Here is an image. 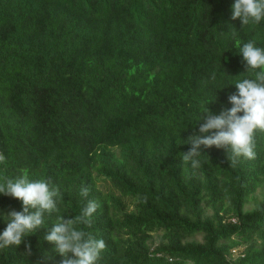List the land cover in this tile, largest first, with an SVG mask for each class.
I'll use <instances>...</instances> for the list:
<instances>
[{
	"label": "trees",
	"instance_id": "trees-1",
	"mask_svg": "<svg viewBox=\"0 0 264 264\" xmlns=\"http://www.w3.org/2000/svg\"><path fill=\"white\" fill-rule=\"evenodd\" d=\"M233 3L0 0V177L62 194L25 237L33 254L0 249V264H59L42 237L90 200L98 264H264V132L235 167L215 146L199 168L181 159L206 107L230 109L235 83L254 78L239 48H264V21L241 27ZM12 210L22 202L0 195V233Z\"/></svg>",
	"mask_w": 264,
	"mask_h": 264
},
{
	"label": "clouds",
	"instance_id": "clouds-1",
	"mask_svg": "<svg viewBox=\"0 0 264 264\" xmlns=\"http://www.w3.org/2000/svg\"><path fill=\"white\" fill-rule=\"evenodd\" d=\"M231 12V19H239L241 27L250 23L258 25L264 21V0H234ZM239 55L246 71L253 72L254 78L235 83L236 93L228 96L232 105L230 109L216 115L206 107V114L197 123L201 135L191 136L188 140L190 150L181 153L183 162H190L192 168L200 166L201 146L223 148L232 167L240 158L250 160L256 156L255 135L257 131L264 132V48L249 41L239 48ZM212 78L215 79V74ZM5 163L6 157L0 153V164ZM0 195L22 202L21 211L12 210L4 216L6 228L0 233V249L23 243V254L29 257L33 253L31 244L25 243V237L44 228L45 215L58 211L62 194L50 180H30L24 175L15 179L0 177ZM81 195L87 197L89 189L82 188ZM99 207L98 202L90 200L81 213L71 219L57 216L45 232L42 239L55 246L54 252L60 257L59 264H98L106 243L84 231L83 226L91 225V218Z\"/></svg>",
	"mask_w": 264,
	"mask_h": 264
},
{
	"label": "rangeland",
	"instance_id": "rangeland-1",
	"mask_svg": "<svg viewBox=\"0 0 264 264\" xmlns=\"http://www.w3.org/2000/svg\"><path fill=\"white\" fill-rule=\"evenodd\" d=\"M100 186H102V184H101ZM258 191H259V190H258ZM259 197H260V191L257 192V194H256V198L258 199ZM251 207H252V205H250V206H248V207H246V208H247V209H250ZM240 250H241V249H238V250L233 251V255H236L237 253H239Z\"/></svg>",
	"mask_w": 264,
	"mask_h": 264
}]
</instances>
